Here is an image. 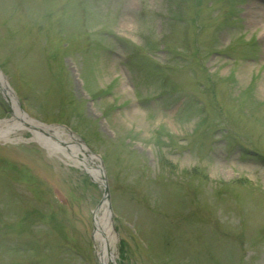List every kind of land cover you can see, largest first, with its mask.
<instances>
[{"label": "rangeland", "instance_id": "rangeland-1", "mask_svg": "<svg viewBox=\"0 0 264 264\" xmlns=\"http://www.w3.org/2000/svg\"><path fill=\"white\" fill-rule=\"evenodd\" d=\"M0 71L100 156L116 264H264V0H0ZM8 131L0 264H101L104 188Z\"/></svg>", "mask_w": 264, "mask_h": 264}, {"label": "bare ground", "instance_id": "bare-ground-1", "mask_svg": "<svg viewBox=\"0 0 264 264\" xmlns=\"http://www.w3.org/2000/svg\"><path fill=\"white\" fill-rule=\"evenodd\" d=\"M0 90L13 107L14 117L0 120V140H10L9 130L27 128L37 135L43 145L61 153L75 165L87 171L99 185H104L103 171L100 159L90 152L89 148L76 136L60 130L55 125H45L35 121L19 111L15 94L0 71ZM63 136H66L63 137ZM112 213L108 207V200L104 198L94 211V234L96 252L101 264H116L115 251L111 245L114 239Z\"/></svg>", "mask_w": 264, "mask_h": 264}, {"label": "trees", "instance_id": "trees-1", "mask_svg": "<svg viewBox=\"0 0 264 264\" xmlns=\"http://www.w3.org/2000/svg\"><path fill=\"white\" fill-rule=\"evenodd\" d=\"M141 48H137L136 46L133 47L132 51H131V57L134 59V58H138L140 59L139 61H141L142 63L145 62V63H150L152 62L151 61V58L150 57H146L144 54H143V51L140 50ZM149 49H152V48H149ZM136 60V59H135Z\"/></svg>", "mask_w": 264, "mask_h": 264}, {"label": "water", "instance_id": "water-1", "mask_svg": "<svg viewBox=\"0 0 264 264\" xmlns=\"http://www.w3.org/2000/svg\"><path fill=\"white\" fill-rule=\"evenodd\" d=\"M18 106H19V103H18ZM20 107V106H19ZM22 111V110H21ZM23 112V111H22ZM91 153H93L92 150H90ZM94 154V153H93ZM98 156V155H97ZM102 171H103V179H104V185H103V188H104V198H106L108 200V205H109V208L111 210V203H110V191H109V185H108V181H107V177H106V174L104 172V169H103V166H102ZM103 198V199H104ZM112 213V211H111Z\"/></svg>", "mask_w": 264, "mask_h": 264}]
</instances>
